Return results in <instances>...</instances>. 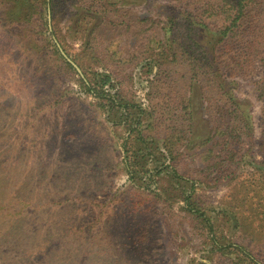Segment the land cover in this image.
Listing matches in <instances>:
<instances>
[{
	"label": "rangeland",
	"instance_id": "obj_1",
	"mask_svg": "<svg viewBox=\"0 0 264 264\" xmlns=\"http://www.w3.org/2000/svg\"><path fill=\"white\" fill-rule=\"evenodd\" d=\"M221 1L0 0V264H239L244 255L264 264L258 64L251 73L217 71L222 98L199 89L215 106L192 116L187 182L159 172L151 157L141 173L127 174L131 123L108 102L150 111L186 100V68L169 66L173 50L182 52L178 31L189 26L188 13ZM191 35L208 51L220 42L196 27ZM161 58L178 72L173 87L164 67L157 79ZM102 75L110 81L100 84ZM87 77L98 79L102 96L87 93ZM228 106L250 116L244 149L231 161L217 142L226 135H213L209 123L212 115L228 119ZM209 136L216 145L199 149ZM38 250L45 261L29 258Z\"/></svg>",
	"mask_w": 264,
	"mask_h": 264
},
{
	"label": "trees",
	"instance_id": "obj_2",
	"mask_svg": "<svg viewBox=\"0 0 264 264\" xmlns=\"http://www.w3.org/2000/svg\"><path fill=\"white\" fill-rule=\"evenodd\" d=\"M221 2L222 4L218 5V3L215 7L202 5L197 8V11L188 13L192 18L189 26L184 27L182 31H178L182 39L178 41L177 45L182 52L178 55L177 51L173 50L171 54V58L173 59L169 63V66L172 63L177 64V66H185L186 71L182 74L189 77L190 83L188 85L186 100L184 96L182 97L183 102L175 105L171 104V101H174V99H170L168 102L166 101L165 106L157 104L151 107L150 111L144 110L140 106L121 105V102L117 105L113 101H108L111 103V111L115 112V116L117 113H121L120 116L124 117L123 125L128 126L131 123L128 129L130 137H128L129 140L127 139L128 142L124 146V168L131 178L142 172V165L147 164L151 157L155 168L158 166L159 172L164 170L169 171L172 178L179 182L190 180L189 178L191 177L188 180L185 179L188 177V172L183 169V162L186 157V151L189 149V136L192 133V116L201 109L207 112V110L210 111L215 106L210 98L206 99V102L199 98L200 94L198 92L200 90H204L207 93L210 89L212 91L215 90L216 95L220 98L224 97L223 83H219L215 78L217 71L224 72L226 70L229 73L238 75L244 72L243 70L251 73L253 69L248 66L251 63L253 64V62L257 63L262 69L263 75L259 84L260 88L264 91V0H228L227 2L222 0ZM41 5H45V2ZM12 18L17 20L20 17L13 14ZM194 27L200 31H206L211 39H219L220 42L211 45L208 51L206 44L203 46L197 40L192 39L191 32H193ZM226 39L227 41L228 39H236L233 43H229L231 44V49L230 46H226L229 45L226 44ZM224 44L226 45L223 47ZM162 59L159 60L161 63L158 65L159 73L157 79L160 78L162 68L164 67L163 73L168 70L169 74L165 84L173 87L178 79L175 77L178 72L173 67H166V63ZM92 76L95 77V74L92 73ZM87 80L88 82L80 80L87 93L95 94L96 96L98 94V97H100L103 95V91L101 90V85H98V83H108L110 76L102 75L99 82L96 78L91 81L87 77ZM174 92V89L170 91V95H173ZM195 93H197V96ZM216 95H213L211 99L214 100ZM219 97L217 103L220 102ZM224 100L228 105L230 101L235 99L229 97L224 98ZM228 108L233 109V113L228 115V119L220 115L218 117L212 115L213 122L209 123L215 124L211 128L213 135L214 133L216 135H226L225 139L217 142L223 143L222 149L229 148L226 154L229 161H231L239 157L244 149L245 139L243 136L246 132L245 127L246 129L249 127L250 116L246 115V117L244 116L245 119H243V115L239 113L238 109V113H236L234 107L228 106ZM121 109H124V112H121ZM215 110L216 112L220 111L218 107ZM118 124L120 125V123ZM248 136L252 139L251 133ZM212 141L213 137L209 136L207 140L200 143L198 148L201 149L203 145L205 146V144L209 143L213 147L217 142ZM158 144H160L164 153L157 148ZM218 155H220V152L216 154V157ZM190 198L191 196L189 195L184 199L188 208L192 206L189 203ZM189 210L197 213L193 209ZM239 252L241 253V251ZM36 254L43 255L39 250L36 252L32 251L29 258ZM43 256V261H45L46 257L45 255ZM244 258L239 264H258L247 255H244ZM39 261H42V259H39Z\"/></svg>",
	"mask_w": 264,
	"mask_h": 264
},
{
	"label": "water",
	"instance_id": "obj_3",
	"mask_svg": "<svg viewBox=\"0 0 264 264\" xmlns=\"http://www.w3.org/2000/svg\"><path fill=\"white\" fill-rule=\"evenodd\" d=\"M74 66V65H73ZM74 68L76 69V71L78 72V73H80V71L78 70V68L76 67V66H74Z\"/></svg>",
	"mask_w": 264,
	"mask_h": 264
}]
</instances>
